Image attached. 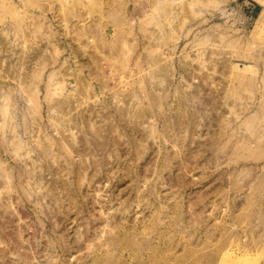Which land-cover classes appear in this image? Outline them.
<instances>
[{"label":"rangeland","instance_id":"obj_1","mask_svg":"<svg viewBox=\"0 0 264 264\" xmlns=\"http://www.w3.org/2000/svg\"><path fill=\"white\" fill-rule=\"evenodd\" d=\"M0 264H264V0H0Z\"/></svg>","mask_w":264,"mask_h":264},{"label":"bare ground","instance_id":"obj_2","mask_svg":"<svg viewBox=\"0 0 264 264\" xmlns=\"http://www.w3.org/2000/svg\"><path fill=\"white\" fill-rule=\"evenodd\" d=\"M50 1V0H49ZM99 5H101V0H90V6H92V7H94V8H97ZM65 7L66 8H68V9H70V5H68V4H66L65 5ZM66 8H64V12H65V15H69L68 13H70L69 12V10L68 9H66ZM51 10H52V13L54 12L55 13V10H54V7H51ZM80 10V9H79ZM82 10V9H81ZM57 12V11H56ZM56 14V13H55ZM80 14H81V12H80ZM63 15V14H62ZM82 15V14H81ZM55 16V15H54ZM84 16V15H83ZM57 17V16H56ZM64 17V16H63ZM36 18V17H35ZM34 18V19H35ZM39 19H40V17H38ZM117 18V17H116ZM123 18V17H122ZM34 19H33V21H34ZM56 19V18H55ZM60 19V18H59ZM42 19H40V21H41ZM85 20V19H84ZM118 20H119V18H118ZM39 21V22H40ZM120 21H122L121 19H120ZM68 22H69V20H67V18L65 17L64 19H62V25L63 26H65V27H68ZM79 22V21H78ZM33 23V22H32ZM38 23V22H37ZM41 23V22H40ZM40 23H38V24H40ZM59 23H60V20H59ZM37 24V25H38ZM60 25V27H61V24H59ZM72 26H74V22H73V24H71ZM38 27V26H37ZM36 29V28H35ZM74 29V28H73ZM76 29H78V28H76ZM41 30V29H40ZM71 30H72V27H71ZM79 31H81V30H79ZM46 32H47V30H46ZM75 32H76V30H75ZM74 32V33H75ZM78 32V31H77ZM85 32V31H84ZM70 33V32H69ZM80 33V32H79ZM87 33V32H86ZM78 34V33H77ZM81 34V33H80ZM49 35V34H48ZM72 35V34H71ZM79 35V34H78ZM87 35V34H86ZM79 37V36H78ZM88 38V37H87ZM78 39H80V38H78ZM82 39H84V38H81V40ZM52 40V39H51ZM78 42V41H77ZM79 43H80V40H79ZM81 44V43H80ZM84 45V44H83ZM81 48H83V47H81Z\"/></svg>","mask_w":264,"mask_h":264},{"label":"trees","instance_id":"obj_3","mask_svg":"<svg viewBox=\"0 0 264 264\" xmlns=\"http://www.w3.org/2000/svg\"><path fill=\"white\" fill-rule=\"evenodd\" d=\"M260 11H261L260 7L257 6V5H255V9H254V17H258Z\"/></svg>","mask_w":264,"mask_h":264}]
</instances>
